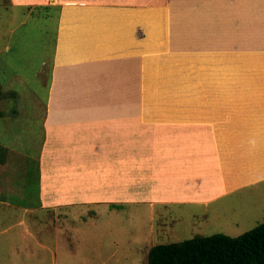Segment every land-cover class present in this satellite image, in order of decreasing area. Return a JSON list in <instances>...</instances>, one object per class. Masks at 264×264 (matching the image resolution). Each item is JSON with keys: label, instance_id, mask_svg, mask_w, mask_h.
Segmentation results:
<instances>
[{"label": "rangeland", "instance_id": "obj_1", "mask_svg": "<svg viewBox=\"0 0 264 264\" xmlns=\"http://www.w3.org/2000/svg\"><path fill=\"white\" fill-rule=\"evenodd\" d=\"M34 1L19 8L13 4L9 7L8 0H0V264H147L153 246L212 234L237 237L264 223V172L248 176L258 162L264 164V148L261 156L247 158L245 150H241L248 147L251 138L242 132H253L232 128L224 135L222 120L217 119L210 103L165 104L179 96L192 100L188 87L184 94L180 87L173 91L159 87L164 91H152L142 98L140 90L146 81L137 76L134 65V59L142 60L144 52H140L147 39L140 25L130 46L136 51L129 48L113 56L120 62L116 66L118 75L125 73L132 82L135 77L136 88L110 86L102 70L88 77L90 85L97 84L93 89L97 92L92 91L95 104L114 105L101 107L98 121L104 120V114L119 117L124 126L122 133H128L123 146L129 149V155H120L113 164L119 171L115 175L119 194L106 197V192L102 194L88 186L90 180H85L86 185L68 190L67 203L59 204L58 195H54L58 205H46L48 202L41 203L40 195L37 197L36 161L40 144L45 141L43 130L47 126L44 128L42 121L52 93L51 83L48 92L45 84L50 75L52 82L55 72L54 53L65 3L127 14L140 9L159 11L168 28H160V33L151 31L154 43L157 42L151 57L153 64L182 71L198 67L201 73L204 69L196 62L197 56L208 61V55H214L225 66L231 63L233 72L248 64L264 65V0ZM102 60V69L110 72L107 56ZM71 67L74 66L68 64ZM159 74L161 83L165 78ZM184 79L191 80L190 74ZM172 80L177 81V74ZM70 95V101L77 97V93ZM205 105L210 116L189 118L190 113L195 109L202 111ZM215 106L217 111L222 104ZM235 113L234 107L227 111L230 116ZM182 115L186 117L181 119ZM210 117L213 119L208 120ZM257 132L263 134L264 129ZM94 141H99L95 134ZM146 152L151 157L148 162ZM19 156L25 161L24 166L16 162ZM168 159L177 163L176 171L169 170ZM204 162L208 175L227 183L225 189L215 193L200 184L207 175L200 165ZM195 163H199L197 170L190 169ZM91 167V161L83 159V165L72 169L78 178L93 179L92 174L84 173ZM167 175H171L173 183L169 189L160 183ZM242 177L246 179L240 180ZM84 186L88 198L83 197L84 190L80 192ZM191 189L206 197H184ZM170 191L174 194L172 200L165 198ZM16 205L21 208H13Z\"/></svg>", "mask_w": 264, "mask_h": 264}, {"label": "crops", "instance_id": "obj_2", "mask_svg": "<svg viewBox=\"0 0 264 264\" xmlns=\"http://www.w3.org/2000/svg\"><path fill=\"white\" fill-rule=\"evenodd\" d=\"M12 1L14 0H8L9 7L13 4V6L20 8L21 6H25L30 0H20L18 3ZM32 2L35 1L32 0ZM65 4L61 11L63 14L61 13L57 46L54 53L55 72L52 82L50 75L47 84H45L46 91L48 92L49 83H51L50 92H52L48 96L49 110L42 121L44 128L47 126V129L43 130L45 141L42 142V145L40 144V153L36 160L38 163L37 197L40 195L39 201L41 200V203L45 204L48 202L46 205H58L54 195H58V203L61 201L59 204L67 203L70 201L67 195L68 190L76 188L79 184H85V180H90L91 184L88 186L94 187L95 190H99L102 194L106 192V197H113V195L119 194V181L118 177L115 176L118 169L113 164L118 162L116 160L119 159L120 155L123 157L124 154L129 155V149L127 150L123 146V140L128 133H122L124 126H121L118 120L119 117H109L104 114V120L98 121L101 116L98 110L101 107L112 108L114 105H111L112 103L107 106L95 104L96 96L92 91L97 92L96 89L93 90L97 84L93 83L90 85L88 77H94L102 70L106 74V77L109 78L107 81L110 86H128L129 90L136 88L135 77L132 82L129 75L125 73L118 75L117 67H119L120 62L114 60L113 56L123 52V50L128 51L129 48L132 52L136 51L134 47L130 46L134 44L135 30L138 25L142 27L147 36L144 49L140 52H144L142 60L137 62L134 59V65H137V76L143 77L144 82L146 81L140 90L142 98L144 94L152 93V91H164L163 87L169 88L168 91L177 90L180 87L182 88L180 91H183L184 94L186 93L185 87H188V91L190 92L187 91V93L192 94L191 97L194 100L187 101L185 97L179 96L173 102L165 101V104H209L207 95L201 84L200 68L194 67L188 69V71H182L173 67L161 69L156 63L153 64L151 57L155 54L154 49L157 42L154 43L155 40L151 31L157 30L155 33H160V28H168L167 22L163 21L159 11L140 9L128 11L127 14V11L124 12L122 10L107 11V9L95 7L92 9L83 8V4L74 6L75 4L70 3V1ZM141 11L143 12L142 14H137V12ZM122 40L123 42H121ZM120 42L122 46L119 44ZM125 52L122 55H125ZM106 56L109 60L105 61L111 65L110 72L102 69L100 66L101 62L103 63L102 59ZM238 58L242 60V57ZM196 62H199L203 66V71H232L234 69L231 63L225 66L214 55H208V61L203 60V57L197 56ZM68 64L74 67L69 69ZM127 64L129 65V63ZM155 67L156 69H154ZM160 69L161 71L159 72L158 70ZM134 72H136V69ZM159 73L163 74L165 78L161 83L158 77ZM173 74H177V81L172 80ZM186 74H190L191 80L184 79V75ZM104 84L106 85L107 83L104 82ZM90 86L91 89L89 88ZM172 87H175V89H172ZM112 88H114L112 89L114 92H118L116 91L117 88ZM70 93H77V97L73 98V101L77 102L76 104H72L73 101H70L72 98ZM115 100L113 101L114 104L117 103ZM91 102L93 104H90ZM94 107L96 111H93ZM206 107V105L203 106L207 110ZM204 109L202 111L195 109L196 112L190 113L189 118L204 119L210 116L208 110ZM184 117L186 116H180L181 119H184ZM210 119L213 118L210 117L208 120ZM92 133L95 134V139L99 141H94V134ZM242 134L248 135L251 138L250 144L264 138V133L262 134V132H242ZM229 135L235 136L233 133ZM120 136L121 140L119 139ZM104 156L110 159H103ZM83 159L84 161H91L92 167L90 169L92 170L84 173L92 174L93 179H89L88 176L86 178L83 176L78 178L79 175H76L73 171L72 166L83 165ZM97 160L100 162L98 163ZM104 160H106L107 164L104 163ZM167 164L169 165V160ZM106 165L110 170L107 169ZM195 165L197 167L199 163H195ZM87 169H84V171ZM192 170L197 169L194 168ZM175 171L172 172L173 175ZM170 176L167 175V177L160 179V183L164 184V187L168 189L173 187ZM115 178L117 182H114ZM160 183L159 185L162 186ZM228 183L230 182L228 181ZM225 184L227 183L223 184L221 190L226 188ZM86 188L87 186H84L80 192ZM104 189L106 190L101 191ZM149 192L152 193L151 190ZM87 194L89 193L84 190L83 197L88 198ZM131 194L134 197L136 195L134 192ZM146 194L148 195L149 193L146 191ZM198 195L200 198L196 199L206 197L203 194ZM73 196H76V194ZM173 197L174 194L172 192L171 194L165 193L166 199L172 200ZM17 207L21 208L20 205H16L13 208ZM22 229L25 231V228Z\"/></svg>", "mask_w": 264, "mask_h": 264}, {"label": "trees", "instance_id": "obj_3", "mask_svg": "<svg viewBox=\"0 0 264 264\" xmlns=\"http://www.w3.org/2000/svg\"><path fill=\"white\" fill-rule=\"evenodd\" d=\"M200 79L217 119L222 120L223 133L232 128L252 132L264 129L263 64L244 65L238 72L201 71ZM220 99L222 103H218ZM231 101L235 103L231 104ZM215 104H222V106L216 111ZM230 107H234L237 113L232 116L228 115L227 111ZM224 135H227V132ZM262 148H264V138L255 141L252 145L249 144L241 152L245 150L244 154L247 158L258 157L262 155V151H260ZM145 155L148 162L151 157L148 152ZM25 158L27 157L25 156ZM168 160L167 167L170 170H176L177 163L171 162V159ZM16 162L22 166L25 163L22 156H19V162L17 160ZM200 165L204 167L206 174L209 173V170L206 169V162ZM208 166H211V162L208 163ZM192 167L193 165L190 169L196 168V165ZM263 172L264 164L258 162L251 168V173L248 176H257ZM207 175L200 184L207 185L213 192L218 193L224 183L213 178L211 173ZM244 179L246 178H240V180ZM231 183L233 185V181ZM184 197L192 200L200 198L192 189L188 193H184ZM147 264H264V223L237 237L212 234L153 246L149 250Z\"/></svg>", "mask_w": 264, "mask_h": 264}]
</instances>
